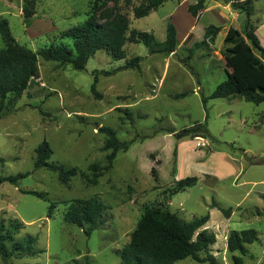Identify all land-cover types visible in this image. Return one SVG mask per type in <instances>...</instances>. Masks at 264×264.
<instances>
[{"label":"rangeland","instance_id":"374dc122","mask_svg":"<svg viewBox=\"0 0 264 264\" xmlns=\"http://www.w3.org/2000/svg\"><path fill=\"white\" fill-rule=\"evenodd\" d=\"M196 1L167 0L135 18V9L147 0H0V19L7 20L12 38L34 52L72 47L62 32L84 23L93 12L98 23L104 16H126V37L135 29L152 33L161 43L170 23L177 38L169 55L150 54L143 44L131 42L123 46L121 60L97 51L83 71L38 57V76L18 99H4L0 177L28 176L15 185L0 184V233L20 226L4 243L11 257L0 258V264H75L85 258L91 264H120L145 207L168 210L185 221L208 215L203 229L215 235L210 253L218 264H234L232 255L243 264H264V104L233 96L208 99L204 106L201 99L230 73L222 54L229 46L224 37L229 27L243 30L244 13L231 7L243 0H205V8L192 17L187 7ZM252 3L250 24L264 47V0ZM26 4L33 11L29 18L23 16ZM209 25L216 27L212 42L204 39ZM136 57L138 69L103 73ZM94 76L99 96L91 92ZM204 122L210 139L176 138L182 129ZM101 127L111 128L129 145L93 186L89 167L104 166L108 154L102 150L106 135L99 132ZM43 141L52 150L48 163L76 168L75 177L61 183L57 173L34 168L35 149ZM186 177L197 182L176 192L177 182ZM27 191L42 193L44 199ZM91 198L105 209L97 229L86 236L64 214L72 201ZM247 229L255 231L258 241L246 244L244 255L228 252L230 232ZM27 237L34 239L31 250L14 251ZM175 264L207 263L187 258Z\"/></svg>","mask_w":264,"mask_h":264},{"label":"trees","instance_id":"16d2710c","mask_svg":"<svg viewBox=\"0 0 264 264\" xmlns=\"http://www.w3.org/2000/svg\"><path fill=\"white\" fill-rule=\"evenodd\" d=\"M100 1V0H98ZM167 0H147L134 11L135 18L147 16L151 11L158 9ZM255 0H243L240 3H231L234 10H239L245 15L243 30L239 31L229 27L224 43L228 44L222 52L230 73L224 82L216 86L209 97H201L205 103L208 99L230 98L241 96L245 101L264 104V61L255 54L259 52L264 56V47L250 24L252 13V2ZM205 8V0H197L187 7L188 13L196 17L198 12ZM23 16H32V7L26 4L23 9ZM105 20L98 23L96 12H93L84 23L69 28L62 32V38L72 41V47L50 46L34 52L24 45L17 43L11 36L9 25L6 19H0V37L4 41V48L0 49V110L4 99L12 95L14 100L18 99L27 89L29 81L38 76L37 59L41 57L45 61H52L61 65H69L76 71H83L88 60L100 50H105L116 60L123 59L122 48L126 42L143 44L150 54L169 55L175 51L177 46L176 28L173 24L166 27L165 40L157 42L152 33L130 31V37H126L129 21L126 16L116 14L104 16ZM216 27L209 25L204 32V39L214 40ZM190 37L186 38V40ZM140 57H136L112 72L103 71L105 75L115 73L123 69H138ZM97 77L94 76L91 85V92L97 95L95 90ZM99 132L106 135L102 150L107 151L106 164L100 166L94 163L89 167L92 173L88 183L95 186L98 178L108 171L120 150H127L129 142L121 143L116 132L108 127L99 128ZM199 137L210 139L206 122L184 128L176 133V138ZM34 161L35 169H47L57 173L61 183L68 182L77 174L76 168H66L63 165L49 164L48 160L52 150L48 142L43 141L36 149ZM175 154V151H174ZM157 163V162H156ZM150 173L155 178V168L151 167ZM27 173H20L15 176L0 177V184L7 182L15 185L19 180L27 177ZM197 182L196 177H186L177 182L176 192L192 187ZM26 194L44 199V194L35 191H27ZM264 199V195L261 196ZM105 206L95 198L87 200H74L64 214V219L82 229L86 236H89L97 229ZM51 207L48 210L50 216ZM222 214L228 216V210L220 209ZM209 219L205 215L198 219L185 221L168 210L159 207H145L135 229L131 233L129 243L122 249L120 264H175L178 261L190 258L197 263L218 264L215 257L210 253V247L216 243L215 235L203 229ZM20 228L18 224L11 225L5 235L0 233V258L7 261L12 253L5 249V241L11 239V234ZM2 232V229H1ZM258 241L254 230L231 231L226 240L227 251L230 253H246L245 245ZM34 239L27 237L24 242L16 243L14 251L25 252L31 250ZM234 264H243L240 256L232 255ZM91 264L85 258L83 263Z\"/></svg>","mask_w":264,"mask_h":264}]
</instances>
